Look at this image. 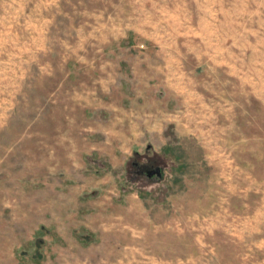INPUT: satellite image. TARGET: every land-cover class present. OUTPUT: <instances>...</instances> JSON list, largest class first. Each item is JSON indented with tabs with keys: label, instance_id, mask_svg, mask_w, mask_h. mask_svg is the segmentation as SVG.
Returning <instances> with one entry per match:
<instances>
[{
	"label": "rangeland",
	"instance_id": "374dc122",
	"mask_svg": "<svg viewBox=\"0 0 264 264\" xmlns=\"http://www.w3.org/2000/svg\"><path fill=\"white\" fill-rule=\"evenodd\" d=\"M0 264H264V0H0Z\"/></svg>",
	"mask_w": 264,
	"mask_h": 264
},
{
	"label": "trees",
	"instance_id": "16d2710c",
	"mask_svg": "<svg viewBox=\"0 0 264 264\" xmlns=\"http://www.w3.org/2000/svg\"><path fill=\"white\" fill-rule=\"evenodd\" d=\"M130 162H131L132 166H135V164H137V166H141V167L144 166L145 170H143V171H145L146 176L148 178H149V176L155 177V178L157 177V179H158L157 181H160L162 179V176H163L162 170H163V168H165V166L167 164L165 157L163 156V154H161L159 152H152L150 155L147 152L139 154L138 152L135 151L134 156L132 157ZM147 170L152 171L151 174H148ZM136 175H135V179H142V177H139V175H137V176ZM40 230H41V228L36 231L37 234L41 233Z\"/></svg>",
	"mask_w": 264,
	"mask_h": 264
},
{
	"label": "flooded vegetation",
	"instance_id": "af4514ba",
	"mask_svg": "<svg viewBox=\"0 0 264 264\" xmlns=\"http://www.w3.org/2000/svg\"><path fill=\"white\" fill-rule=\"evenodd\" d=\"M135 166L137 167L138 171H136V172L138 173V175L141 174L143 170H145L144 166H142V167L141 166H137V164H135ZM147 172H148V174H151L152 171H150V170L148 171L147 170Z\"/></svg>",
	"mask_w": 264,
	"mask_h": 264
},
{
	"label": "crops",
	"instance_id": "0c3cea01",
	"mask_svg": "<svg viewBox=\"0 0 264 264\" xmlns=\"http://www.w3.org/2000/svg\"><path fill=\"white\" fill-rule=\"evenodd\" d=\"M144 114H145L144 112H141L139 118H142L143 119V115Z\"/></svg>",
	"mask_w": 264,
	"mask_h": 264
}]
</instances>
